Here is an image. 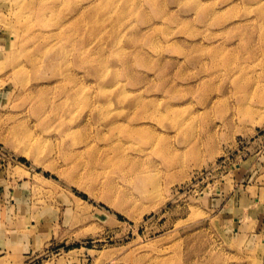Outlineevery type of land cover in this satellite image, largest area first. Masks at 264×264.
I'll use <instances>...</instances> for the list:
<instances>
[{"label":"rangeland","instance_id":"rangeland-1","mask_svg":"<svg viewBox=\"0 0 264 264\" xmlns=\"http://www.w3.org/2000/svg\"><path fill=\"white\" fill-rule=\"evenodd\" d=\"M255 3L0 0V264H264V52L189 61Z\"/></svg>","mask_w":264,"mask_h":264},{"label":"bare ground","instance_id":"bare-ground-1","mask_svg":"<svg viewBox=\"0 0 264 264\" xmlns=\"http://www.w3.org/2000/svg\"><path fill=\"white\" fill-rule=\"evenodd\" d=\"M260 2V0H256L255 5L258 7L254 9V19L252 20L254 26L251 29H244L242 27L244 24H242L236 31H222L218 36L208 38L210 41L217 38L219 44L203 46L202 54L199 55H196V50H192L189 61L195 64L199 63L201 68L203 66L204 73L210 79L223 77L237 81L243 78L244 74L248 72L249 65L258 59L259 53L264 52V14L259 8ZM230 40H237V43H230L232 42ZM101 95L107 97L109 92L101 90ZM246 112L250 113L251 111L247 110Z\"/></svg>","mask_w":264,"mask_h":264},{"label":"crops","instance_id":"crops-1","mask_svg":"<svg viewBox=\"0 0 264 264\" xmlns=\"http://www.w3.org/2000/svg\"><path fill=\"white\" fill-rule=\"evenodd\" d=\"M259 201V200H258ZM257 220H258V223L264 227V207H263V210L260 211L258 214H257Z\"/></svg>","mask_w":264,"mask_h":264}]
</instances>
